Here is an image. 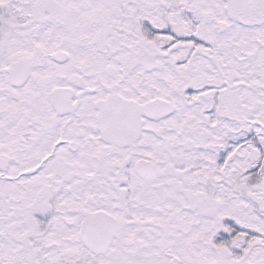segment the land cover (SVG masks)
<instances>
[{
  "label": "snow or ice",
  "instance_id": "snow-or-ice-1",
  "mask_svg": "<svg viewBox=\"0 0 264 264\" xmlns=\"http://www.w3.org/2000/svg\"><path fill=\"white\" fill-rule=\"evenodd\" d=\"M0 264H264V0H0Z\"/></svg>",
  "mask_w": 264,
  "mask_h": 264
}]
</instances>
